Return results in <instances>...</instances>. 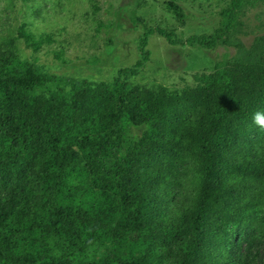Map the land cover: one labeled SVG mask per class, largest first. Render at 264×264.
<instances>
[{"label":"trees","instance_id":"obj_1","mask_svg":"<svg viewBox=\"0 0 264 264\" xmlns=\"http://www.w3.org/2000/svg\"><path fill=\"white\" fill-rule=\"evenodd\" d=\"M246 1L230 0L209 35L146 29L139 59L109 83L0 47V264H257L233 234L264 246V131L251 126L264 62H219L179 93L130 81L148 36L212 50ZM14 39L34 52L53 42L24 23Z\"/></svg>","mask_w":264,"mask_h":264},{"label":"rangeland","instance_id":"obj_2","mask_svg":"<svg viewBox=\"0 0 264 264\" xmlns=\"http://www.w3.org/2000/svg\"><path fill=\"white\" fill-rule=\"evenodd\" d=\"M169 2L182 9L180 22L169 10ZM230 0H0V47L12 44L23 59L35 62L53 74L109 83L118 69L139 59V40L148 28L172 32L175 38L212 34L220 26V12ZM34 33H47L50 45L38 51L15 40L20 24ZM150 52L133 85L163 86L179 93L196 85L194 76L213 72L219 62H264V0L243 3L235 29L212 50L169 45L163 37L150 35ZM249 232L233 234L240 256L257 257L264 264V246L248 250ZM235 255L233 256V258ZM230 264V263H228Z\"/></svg>","mask_w":264,"mask_h":264},{"label":"clouds","instance_id":"obj_3","mask_svg":"<svg viewBox=\"0 0 264 264\" xmlns=\"http://www.w3.org/2000/svg\"><path fill=\"white\" fill-rule=\"evenodd\" d=\"M261 131H264V112L257 110L252 114V125Z\"/></svg>","mask_w":264,"mask_h":264}]
</instances>
